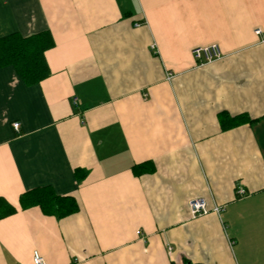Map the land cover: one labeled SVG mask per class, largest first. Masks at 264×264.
<instances>
[{"label":"crops","instance_id":"obj_1","mask_svg":"<svg viewBox=\"0 0 264 264\" xmlns=\"http://www.w3.org/2000/svg\"><path fill=\"white\" fill-rule=\"evenodd\" d=\"M41 31L49 76L0 68V264H264V0H0V37ZM43 186L79 209H21Z\"/></svg>","mask_w":264,"mask_h":264},{"label":"trees","instance_id":"obj_2","mask_svg":"<svg viewBox=\"0 0 264 264\" xmlns=\"http://www.w3.org/2000/svg\"><path fill=\"white\" fill-rule=\"evenodd\" d=\"M54 45L49 31L22 36L12 32L0 37V68L12 66L25 85H33L49 76L50 70L45 59V51ZM253 119L245 114L226 116L221 119L223 126L240 123H250ZM152 162L135 164L132 171L135 175L153 172ZM84 175V174H83ZM82 175V176H83ZM21 209L38 207L45 215H52L57 219L68 216L79 209L76 198L72 195H58L49 186L35 187L19 196ZM16 212V208L0 197V219ZM181 264H201L183 260Z\"/></svg>","mask_w":264,"mask_h":264},{"label":"built area","instance_id":"obj_3","mask_svg":"<svg viewBox=\"0 0 264 264\" xmlns=\"http://www.w3.org/2000/svg\"><path fill=\"white\" fill-rule=\"evenodd\" d=\"M255 32L258 34L260 30L256 29ZM191 54L198 64H204L207 62H211L221 57L220 50L216 44L196 46L192 48ZM73 102L75 103V99L73 100ZM11 125L15 131L19 130V122H12ZM244 193L245 191L243 190V188L241 187L237 188L238 195H243ZM188 208H189L191 217L202 215L208 212V209L206 208L205 200L203 198L190 199L188 201ZM213 210L215 212H219L220 207L214 206ZM32 262L34 264H48L43 259V257L38 253L37 250H33L32 252Z\"/></svg>","mask_w":264,"mask_h":264}]
</instances>
